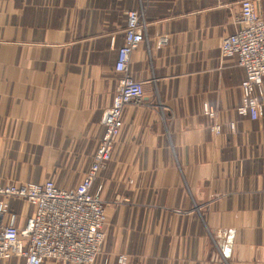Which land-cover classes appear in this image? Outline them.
Returning a JSON list of instances; mask_svg holds the SVG:
<instances>
[{"label": "crops", "instance_id": "obj_1", "mask_svg": "<svg viewBox=\"0 0 264 264\" xmlns=\"http://www.w3.org/2000/svg\"><path fill=\"white\" fill-rule=\"evenodd\" d=\"M241 1L0 0V185L82 182L115 95L125 13L142 9L130 75L144 97L123 110L91 188L107 218L94 264H264V106L254 121L237 113L244 72L220 53ZM251 1L264 19V0ZM7 202L22 229L33 207Z\"/></svg>", "mask_w": 264, "mask_h": 264}, {"label": "built area", "instance_id": "obj_2", "mask_svg": "<svg viewBox=\"0 0 264 264\" xmlns=\"http://www.w3.org/2000/svg\"><path fill=\"white\" fill-rule=\"evenodd\" d=\"M235 19L238 29L224 37L220 53L233 55L244 72L241 85L243 104L237 109L256 120L264 106L261 88L264 78V19L257 14L251 0L239 4ZM145 40L142 9L125 13L123 44L117 50L114 72L118 75L111 106L103 112L104 134L82 182L71 191L58 189L51 181L39 184L0 185V261L22 258L24 264H94L101 253L107 227L104 203L91 194L95 179L110 161L121 126L123 110L141 106L144 93L141 83L130 75L131 57ZM161 44L166 43L162 38ZM257 91V92H256ZM208 116L212 113L204 110ZM219 133V127L212 128ZM9 200L21 201L33 207L32 215L22 229L14 225L9 214ZM121 257L118 264H125Z\"/></svg>", "mask_w": 264, "mask_h": 264}]
</instances>
